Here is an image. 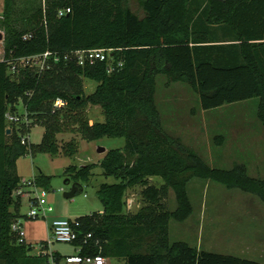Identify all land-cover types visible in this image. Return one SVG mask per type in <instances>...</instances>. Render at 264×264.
Listing matches in <instances>:
<instances>
[{"label": "trees", "instance_id": "16d2710c", "mask_svg": "<svg viewBox=\"0 0 264 264\" xmlns=\"http://www.w3.org/2000/svg\"><path fill=\"white\" fill-rule=\"evenodd\" d=\"M3 0L0 31L4 60L0 61V261L3 264H60L57 252L32 253L18 243L10 226L19 216L21 201L12 196L21 177L17 159L28 149L55 155L77 152L74 139L59 145L57 135L71 133L82 139L124 138L122 148L109 149L99 163L102 173L118 181L102 183L96 195L102 211L77 217L79 256L100 254L124 264H263L206 251L185 241H171L169 223L183 222L193 212L188 193L194 179L239 189L264 203V178L248 175L244 164L231 168L211 166L164 127L156 100L157 76L165 85L181 82L199 95L204 111L258 98L257 118L264 131V0ZM70 12L58 16V11ZM24 36H27L24 38ZM113 48L108 73L105 61L80 66L71 52ZM56 52L58 61L41 73L8 62L21 57ZM122 61V65L118 62ZM83 79L97 83L85 94ZM57 98L66 106L54 109ZM22 104L33 124L45 131L32 147L21 144L23 125L10 127L5 113ZM97 105L104 120L90 123L85 109ZM30 152V153H31ZM93 165H69L64 173L74 181L76 194L90 184ZM157 177L162 183L151 184ZM37 187L49 189L50 177H34ZM69 178L65 179L68 183ZM141 186L143 205L126 210L128 189ZM175 194L170 209L169 191ZM13 209V210H12ZM91 234V237H86ZM41 241L39 244H44ZM48 250L47 246H44ZM32 254L34 257H31ZM46 258V259H44ZM32 259V260H31ZM39 260L37 262L36 260ZM1 262V263H2Z\"/></svg>", "mask_w": 264, "mask_h": 264}, {"label": "rangeland", "instance_id": "374dc122", "mask_svg": "<svg viewBox=\"0 0 264 264\" xmlns=\"http://www.w3.org/2000/svg\"><path fill=\"white\" fill-rule=\"evenodd\" d=\"M2 3L3 0H0V12ZM130 5L133 11L142 16L136 1L131 0ZM96 85L91 79H83L87 95L94 91ZM156 100L167 131L201 155L211 166L228 169L236 164H244L248 175L264 178V131L257 118L258 98L204 111L200 108L199 95L187 84L177 82L165 86V77L159 75ZM17 109L23 112L24 107L19 104ZM85 112L90 123L104 120L102 109L97 105H88ZM28 129L20 134L27 137L28 144L35 147L41 142L45 127L37 123ZM57 138L59 145L74 139L77 145L75 155H65L62 148L55 155L31 152L28 149L16 162L18 175L26 179L36 177L39 172L50 177L49 189L38 187L37 191L39 194L45 193V202L53 208V212L47 218H25L23 221L26 241L32 245L34 252L41 241L50 240L52 218L59 216L76 219L99 212L102 204L96 195L98 186L118 181L102 173L99 163L104 154L98 152V148L104 147L106 151L122 148L124 138L106 137L89 141L71 133H60ZM89 164L93 165L91 183H82L79 194L66 198L64 192L72 188L74 181L69 174L64 173L65 169L69 165ZM66 178L70 179L68 183L65 182ZM150 182L156 186L162 183L157 177L150 178ZM141 190L142 187L138 185L128 189L126 199L130 198L133 206L130 210L126 209L127 212H135L143 205ZM188 193L193 212L183 222L170 221L171 241L181 240L198 249L264 264V203L258 197L199 179L189 183ZM168 203L170 209L175 208V194L172 190L169 191ZM20 211L22 214L29 211L26 201L22 203ZM49 251L62 256L60 264H85L81 261L77 247L71 243L54 242L49 246ZM30 256L34 257L32 254ZM107 264H124V260L109 258Z\"/></svg>", "mask_w": 264, "mask_h": 264}, {"label": "built area", "instance_id": "2783aa9c", "mask_svg": "<svg viewBox=\"0 0 264 264\" xmlns=\"http://www.w3.org/2000/svg\"><path fill=\"white\" fill-rule=\"evenodd\" d=\"M70 8H63L58 11V16L66 15L70 12ZM27 36H24L26 38ZM4 36L3 32L0 31V61L4 60ZM113 48H93V49H79L71 52L72 57L77 61L80 66H84L87 63H94L96 61H105L108 65V73L112 72L114 69L112 65L113 60ZM58 61V56L56 52L46 50L43 53L35 54L27 57H21L16 59V61H10L9 69L12 72H15L18 67L20 68H31L38 73H41L45 70H48L51 67V62ZM118 65H122V61L118 62ZM66 106V101L57 98L54 101L53 108L60 109ZM5 121L7 128L10 129L13 125L20 126L23 125L25 128L33 125V119L29 118L27 112L8 111L5 113ZM11 130V129H10ZM21 144L29 145L28 138L24 135L21 136ZM38 187L35 183V178H30L26 180H21L18 186L13 190L12 196L15 200H26L29 211L24 215L25 218L37 219V218H47V215L53 212V208L45 202V193L41 192L40 194L37 191ZM133 202L132 200L126 199V209H132ZM131 212V211H130ZM79 225V222L76 219L69 218H55L51 221L50 224V240H47L44 244H39L37 251L33 254L42 256L46 253L51 254L49 251V246L54 242L62 243H72L77 239V234L75 232V227ZM11 232L15 235L18 243H25V231L22 224V218L18 217L14 219L10 226ZM86 237H91V234H88ZM47 246L48 250L44 246ZM78 252L81 250V247H77ZM81 261L85 264H106L107 259L97 254L95 256H84L81 257ZM50 262L55 264L54 259L51 258Z\"/></svg>", "mask_w": 264, "mask_h": 264}, {"label": "water", "instance_id": "95a60500", "mask_svg": "<svg viewBox=\"0 0 264 264\" xmlns=\"http://www.w3.org/2000/svg\"><path fill=\"white\" fill-rule=\"evenodd\" d=\"M6 133L7 134L10 133V129L9 128L6 130ZM98 152L104 153V152H106V149L104 147H100V148H98ZM75 194H76V188H75L74 184L72 185V188L69 191L64 192V196L66 198H73L75 196Z\"/></svg>", "mask_w": 264, "mask_h": 264}, {"label": "crops", "instance_id": "0c3cea01", "mask_svg": "<svg viewBox=\"0 0 264 264\" xmlns=\"http://www.w3.org/2000/svg\"><path fill=\"white\" fill-rule=\"evenodd\" d=\"M165 86H170V85H165ZM105 153V152H104ZM103 153V154H104ZM20 177H21V180L23 181V180H26V178H24V177H22L21 175H19ZM24 201H26V200H22L21 201V205H22V203L24 202ZM102 209H103V207H101V209L99 210L100 212L102 211ZM13 210V209H12ZM21 215V216H20ZM24 215L25 214H22V212L20 211V208H19V216L22 218V224H23V221H24V219H25V217H24ZM55 218H62V217H59V216H55L54 218H52V220L53 219H55ZM70 219V218H69ZM26 235V234H25ZM25 240H26V238H25ZM27 242V241H26ZM28 243V242H27ZM34 252V250H32V253ZM108 259L109 258H107V263H108ZM60 263H62V260H61V262ZM106 263V264H107Z\"/></svg>", "mask_w": 264, "mask_h": 264}]
</instances>
